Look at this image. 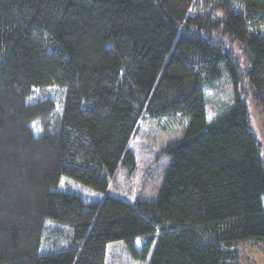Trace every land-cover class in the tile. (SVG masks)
Returning a JSON list of instances; mask_svg holds the SVG:
<instances>
[{
	"label": "trees",
	"instance_id": "1",
	"mask_svg": "<svg viewBox=\"0 0 264 264\" xmlns=\"http://www.w3.org/2000/svg\"><path fill=\"white\" fill-rule=\"evenodd\" d=\"M224 74L233 106L210 120ZM52 86L61 109L33 99ZM250 97L264 118V0H0V264H107L116 242L151 264H228L231 246L264 242ZM175 116L155 200L58 190L68 176L106 192L137 168L140 121ZM49 222L72 229L64 247Z\"/></svg>",
	"mask_w": 264,
	"mask_h": 264
},
{
	"label": "rangeland",
	"instance_id": "2",
	"mask_svg": "<svg viewBox=\"0 0 264 264\" xmlns=\"http://www.w3.org/2000/svg\"><path fill=\"white\" fill-rule=\"evenodd\" d=\"M65 91L52 86L40 89L34 100L40 97L52 96L61 102ZM208 118L214 120L227 112L234 102V87L226 74L214 86L206 89ZM252 129L257 133L263 147L264 156V118L255 101L248 100ZM187 119L181 117H155L145 118L139 123V128L130 142V148L137 159V168L133 173L121 169L112 179L106 192L93 189L90 186L63 176L58 190L76 192L88 202L102 200L107 194L136 201L146 199L153 201L157 197L170 165V158L163 150L173 141L180 139L184 134ZM35 130L41 132L40 123H35ZM47 238L49 243H59L64 247L71 235L72 229L67 226L49 222ZM235 250V256L229 258L228 264H264V242L260 239H249L230 247ZM139 250H142L141 247ZM153 254L150 253L145 260L137 259L126 247L124 242L111 243L108 246L107 264H151Z\"/></svg>",
	"mask_w": 264,
	"mask_h": 264
}]
</instances>
